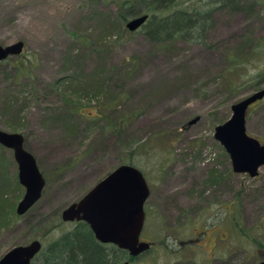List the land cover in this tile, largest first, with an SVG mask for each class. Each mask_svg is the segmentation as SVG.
Returning a JSON list of instances; mask_svg holds the SVG:
<instances>
[{"label": "rangeland", "instance_id": "374dc122", "mask_svg": "<svg viewBox=\"0 0 264 264\" xmlns=\"http://www.w3.org/2000/svg\"><path fill=\"white\" fill-rule=\"evenodd\" d=\"M122 1L0 0V44L26 46L0 65V131L25 137L46 179L39 202L17 215L26 190L0 145V260L72 230L64 209L131 164L150 186V239L166 240L134 264L260 263L264 167L256 178L235 173L214 133L234 104L264 89V0L251 12L218 11L209 48L128 31ZM247 114V133L264 145V100ZM208 210L205 236L218 239L211 263L204 239L189 245ZM166 222L178 231H164Z\"/></svg>", "mask_w": 264, "mask_h": 264}, {"label": "water", "instance_id": "95a60500", "mask_svg": "<svg viewBox=\"0 0 264 264\" xmlns=\"http://www.w3.org/2000/svg\"><path fill=\"white\" fill-rule=\"evenodd\" d=\"M147 21L148 16L141 15L130 19L126 28L137 32ZM25 47L23 41L10 46L0 44V64L11 57L21 56ZM263 100L264 89H261L234 104L232 118L218 125L214 133L216 140L226 149L234 172L248 174L251 178H256L264 167V145L247 133V113L255 103ZM197 121L195 119L190 124ZM24 143L23 135L0 131V145L13 151L19 168L18 179L26 190L16 209L19 216L28 214L39 202L46 186L35 156L25 148ZM150 196V187L141 170L131 164L121 165L96 184L82 200L64 209L62 221L86 222L98 242L114 245L127 251L131 257H139L151 247L140 240L146 220L145 203ZM43 247L39 240L32 241L28 246L20 245L8 251L0 264H31Z\"/></svg>", "mask_w": 264, "mask_h": 264}, {"label": "trees", "instance_id": "16d2710c", "mask_svg": "<svg viewBox=\"0 0 264 264\" xmlns=\"http://www.w3.org/2000/svg\"><path fill=\"white\" fill-rule=\"evenodd\" d=\"M187 1L126 0L119 4L117 18L127 24L130 18L147 15L148 21L137 32L144 33L150 41L159 44L183 41L209 48L208 37L214 29L215 15L218 11L251 12L255 5L263 2L262 0H207V2L201 0L200 3ZM252 52L254 55L261 54L256 47H253ZM232 59L239 64L237 58L232 57ZM261 69L259 77L264 79V66ZM125 262L134 264L135 258L114 245H103L98 242L86 222H76L72 230L48 242L31 264H122Z\"/></svg>", "mask_w": 264, "mask_h": 264}, {"label": "flooded vegetation", "instance_id": "af4514ba", "mask_svg": "<svg viewBox=\"0 0 264 264\" xmlns=\"http://www.w3.org/2000/svg\"><path fill=\"white\" fill-rule=\"evenodd\" d=\"M143 175H144V177L146 179V176H145L144 173H143ZM150 193H151V190H150ZM146 203H145V205H146ZM203 211L204 210H202L201 213H203ZM185 214L186 213H184V215ZM205 215H206V218H204V219H202V221L198 222V225H197L201 229V231L198 233L199 237H197L196 234H195V236H194L195 238L190 241L189 245L190 246H193V245L199 246L200 242L203 241V239H204L205 245L202 246V248L206 249L207 247H209L210 250H211L210 251L211 254L207 255V258H206L207 262L206 263H211V262H214V261H218V259H219L217 257V253H215L216 252L215 251L216 248H218L217 247V242H218L217 240L218 239L213 240V239H211L210 235L209 236H205L206 234H208V232H209V230L211 228L210 221H212V217L214 216V214L212 212H209V210H208V211H206V213L203 216H205ZM149 216H150L149 209L147 208V206H145V217H146V220H145V224H144V227H143L144 230H143V232H142V234L140 236V240L142 242L149 243L151 247H150V249L148 251L142 253L139 257H133V258H135V262L138 261L142 256H144V255H146V254H148V253H150L152 251H155L156 248H160L159 246H161V247H162V245L166 246V240L159 241L160 243H159V245H157L156 242H153L152 239H150L151 235H153V228L151 227V229H150L148 227L149 224H150L149 223V220H150ZM187 218H188V216H186V219ZM164 226H165L164 231H169V230L170 231H173V230L178 231V229L176 228V224L170 225L169 223L166 222ZM212 227H214V226H212ZM222 240H225L226 242L228 241L227 239H222ZM207 253H209V252L207 251ZM263 261H264V259L258 264H261ZM193 263L194 264H200L197 259L193 260ZM186 264H188V263H186Z\"/></svg>", "mask_w": 264, "mask_h": 264}]
</instances>
